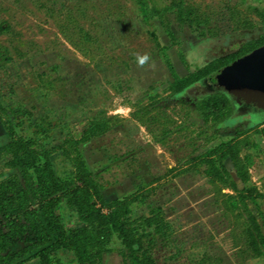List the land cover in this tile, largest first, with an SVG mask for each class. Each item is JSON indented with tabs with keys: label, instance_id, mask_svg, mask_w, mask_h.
Segmentation results:
<instances>
[{
	"label": "rangeland",
	"instance_id": "rangeland-1",
	"mask_svg": "<svg viewBox=\"0 0 264 264\" xmlns=\"http://www.w3.org/2000/svg\"><path fill=\"white\" fill-rule=\"evenodd\" d=\"M187 1L209 21L179 24L170 13L172 36L158 18L144 20L133 0H0V25L9 27L0 32V142L11 123L18 135L50 152L62 179L74 176L81 153L99 174L106 201L127 198L131 220L161 206L170 230L152 249L156 264H264L262 257L249 256L244 243L248 212L230 210L224 193L234 192L218 191L206 164L196 160L221 142L243 140L241 156L251 173L247 184L264 193V136L255 131L237 136L234 128L257 123L264 114L234 107L231 127L207 143L213 122H205L193 101L212 87L199 82L180 98L173 96V76L157 45L187 75L256 36L262 24L254 7L264 8V0ZM69 11L93 37L88 51L58 26ZM137 53H147L148 64L139 67ZM146 107L150 112L142 115ZM99 120L107 129L77 143ZM8 159L0 153V173L14 172ZM224 162L242 188L231 158ZM248 208L262 223L264 197L248 200ZM59 213L67 229L81 224L65 199ZM109 248L103 264H125L117 235ZM56 257V264H77L71 250L60 249Z\"/></svg>",
	"mask_w": 264,
	"mask_h": 264
},
{
	"label": "trees",
	"instance_id": "trees-1",
	"mask_svg": "<svg viewBox=\"0 0 264 264\" xmlns=\"http://www.w3.org/2000/svg\"><path fill=\"white\" fill-rule=\"evenodd\" d=\"M133 1L144 20L158 18L172 36L170 13L179 24L209 21L208 17L203 19L198 9L187 0H173L170 4L163 0ZM254 10L262 24L256 36L237 50L197 66L187 75L177 72L166 52L167 48L157 41L162 58L173 76L170 85L173 96L180 98L189 87L205 79L217 83L220 76L225 84L221 90L206 92L193 101L205 122H213L215 132L207 137V143L212 142L221 130L231 127L228 122L235 105L227 91L230 88L227 83L232 82L231 72H226L227 69L244 56L264 47V8L255 6ZM58 26L71 42L78 46L83 43L81 49L88 51L86 46L93 37L84 30L72 11L58 21ZM8 28L0 25V32L8 31ZM75 36L79 41L74 40ZM149 112V107H146L140 113L146 115ZM142 115L135 113L139 120H142ZM5 128L7 138L0 142V153L9 156L7 164L14 172L0 173V264H25L35 259L41 264H56L60 262L56 257L60 249L71 250L77 264H103L114 235L124 244L122 255L125 264H156L152 249L158 236L166 237L170 230L161 206L153 207L149 215L131 220L127 216V198L106 201L99 174L88 168L81 153L76 157L74 176L62 179L55 172L49 151L40 149L33 139L18 135L11 123ZM234 128L237 136L252 131L264 136V119L246 127L236 125ZM106 129L105 121L99 120L94 123L91 133L82 135L76 142H86L91 135L100 134ZM243 143V140L237 139L221 142L196 157V160L200 165L206 164L205 173L218 191L229 189L234 192L224 193L227 207L232 211L244 207L248 212L243 228L244 243L250 257L264 259V217L260 223L248 208V200L257 201L264 197V193L258 186L247 184L251 180V173L241 156ZM227 157L233 161L237 176L244 183L242 188L224 162ZM63 199L76 210L80 225L70 229L65 227L59 213ZM146 228L152 230L147 231Z\"/></svg>",
	"mask_w": 264,
	"mask_h": 264
},
{
	"label": "water",
	"instance_id": "water-1",
	"mask_svg": "<svg viewBox=\"0 0 264 264\" xmlns=\"http://www.w3.org/2000/svg\"><path fill=\"white\" fill-rule=\"evenodd\" d=\"M226 72L232 78L228 85L264 106V47L239 59Z\"/></svg>",
	"mask_w": 264,
	"mask_h": 264
},
{
	"label": "flooded vegetation",
	"instance_id": "flooded-vegetation-1",
	"mask_svg": "<svg viewBox=\"0 0 264 264\" xmlns=\"http://www.w3.org/2000/svg\"><path fill=\"white\" fill-rule=\"evenodd\" d=\"M218 79H219V81L217 83H212V82L208 81L207 79H205L201 82L207 86L209 85L210 87H212L211 91H216V90H221L222 88H224V85H225L220 76L218 77ZM229 87L230 88L227 89V91L229 92V94L232 98V102L234 103L235 107H238L239 109H246V110L251 109L249 112L250 115L253 113L264 114V106L262 104L253 100L252 98L244 95L243 93L239 92V90H237L236 86H230L229 85Z\"/></svg>",
	"mask_w": 264,
	"mask_h": 264
},
{
	"label": "clouds",
	"instance_id": "clouds-1",
	"mask_svg": "<svg viewBox=\"0 0 264 264\" xmlns=\"http://www.w3.org/2000/svg\"><path fill=\"white\" fill-rule=\"evenodd\" d=\"M150 59L151 58L147 53H144V54L137 53L136 54V62L139 67H143L146 64H148Z\"/></svg>",
	"mask_w": 264,
	"mask_h": 264
}]
</instances>
